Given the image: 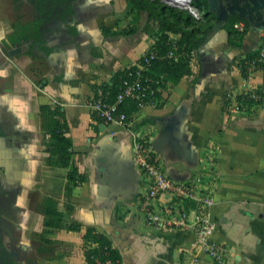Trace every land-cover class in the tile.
Wrapping results in <instances>:
<instances>
[{"label": "crops", "instance_id": "obj_1", "mask_svg": "<svg viewBox=\"0 0 264 264\" xmlns=\"http://www.w3.org/2000/svg\"><path fill=\"white\" fill-rule=\"evenodd\" d=\"M75 13L76 36L45 24L53 48L44 54L35 47L33 60L26 53L32 40L8 39L16 20L33 19L32 4L0 0V264H87L89 229L110 240L119 264H214L192 221L163 229L146 223L134 133L149 141L169 177L184 181L203 171L213 180L211 239L226 250L223 264H264V99L249 110L237 99L249 90L264 93V63H247L264 31L248 26L234 46L223 23L213 29L193 54L192 74L164 90L161 106L140 108L122 126L94 120L87 103L115 72L150 51L146 15L126 0H77ZM17 46L22 51L9 55ZM44 104L64 112L72 161L86 177L75 186L67 169L48 163ZM47 199L62 215L58 226L45 224L52 221L43 212Z\"/></svg>", "mask_w": 264, "mask_h": 264}, {"label": "trees", "instance_id": "obj_2", "mask_svg": "<svg viewBox=\"0 0 264 264\" xmlns=\"http://www.w3.org/2000/svg\"><path fill=\"white\" fill-rule=\"evenodd\" d=\"M28 1L35 11L33 19L27 22L16 20L12 25L13 31L8 35V39L17 43L32 40L26 53L36 60L39 56L33 53L35 47L44 54H49L53 48L47 46L48 40L44 38L45 24H51L56 34L65 32L70 36H76L78 28L74 18L77 0ZM126 2L130 9L137 14L145 13L146 22L143 25V31L153 39L150 51L155 54V57L150 61L144 74L154 81H159L162 91L167 90L170 85L176 84L182 77L191 75L193 54L205 42L217 21L216 16L207 11L206 0H196L193 3V6L201 12L198 19L188 10L167 5L160 0H126ZM239 21L245 25L242 30L234 27ZM247 27L248 23L236 16H231L226 23H223V28L228 33L229 45L238 46ZM171 34H177L179 38L173 41ZM256 54L257 52L252 53L248 58L251 59ZM132 67L133 65L129 68ZM125 71L126 68L115 72L110 83L101 85L100 89L107 94L108 101L112 102L115 99ZM28 72L35 74L33 65L28 68ZM243 73H246V68H243ZM258 93L264 95L261 91ZM160 99L161 93L158 92L155 106L162 105L163 102ZM237 99L240 106L245 107L246 110L261 102V99H254L250 94L238 96ZM120 109L126 114H132L138 110V105L137 102L127 101L120 106ZM39 116L41 131L46 137V150L50 153L48 163L67 169L66 176L73 186L83 182L86 179L85 175L78 172L72 161V140L62 108L47 104L40 105ZM43 212L46 216L50 215L52 219V221L46 220V225H59L62 215L56 209V201L47 199ZM83 240L88 243L84 250L87 264H104L107 260L111 264H119L120 255L114 250L105 235L89 229L83 235Z\"/></svg>", "mask_w": 264, "mask_h": 264}, {"label": "built area", "instance_id": "obj_3", "mask_svg": "<svg viewBox=\"0 0 264 264\" xmlns=\"http://www.w3.org/2000/svg\"><path fill=\"white\" fill-rule=\"evenodd\" d=\"M175 2L185 6L195 18H200L191 0ZM234 27L242 30L245 25L239 22ZM169 55L171 56V53ZM154 57L155 54L149 51L142 55L132 68H126L112 102L107 100V94L101 89L97 91L87 103L94 120L129 126L133 113L126 114L120 109L121 105L127 101H134L137 102L138 110L146 105L155 106L158 92L161 93L160 101L163 102L164 90L162 91L160 82L144 74ZM247 63L251 69L264 63V34L257 54ZM246 94H250L254 99H264V95L253 90H249ZM132 152L134 164L139 169L143 180L148 181L146 191L140 200L146 223L155 229H163L182 228L192 221L196 242L201 246L202 251L214 264H223L226 259V250L211 239L215 229L212 215L213 180L206 178L203 171L184 181L169 177L164 172L152 145L143 135L133 134ZM155 200L160 203L156 204ZM104 264H111V262L107 260Z\"/></svg>", "mask_w": 264, "mask_h": 264}, {"label": "water", "instance_id": "obj_4", "mask_svg": "<svg viewBox=\"0 0 264 264\" xmlns=\"http://www.w3.org/2000/svg\"><path fill=\"white\" fill-rule=\"evenodd\" d=\"M196 0H191V4ZM207 11L213 13L217 21L214 29L218 30L231 16H236L248 23L251 30L264 31V0H206ZM20 46L8 51L9 55L21 52Z\"/></svg>", "mask_w": 264, "mask_h": 264}, {"label": "rangeland", "instance_id": "obj_5", "mask_svg": "<svg viewBox=\"0 0 264 264\" xmlns=\"http://www.w3.org/2000/svg\"><path fill=\"white\" fill-rule=\"evenodd\" d=\"M162 3H165V4H167V5H170V6H175V7H178L179 9H185V10H187V8L185 7V6H183V5H180V4H178L177 2H174V1H170V0H160ZM194 5V4H193ZM145 181V184H146V187H147V185H148V181H147V179H145L144 180Z\"/></svg>", "mask_w": 264, "mask_h": 264}, {"label": "bare ground", "instance_id": "obj_6", "mask_svg": "<svg viewBox=\"0 0 264 264\" xmlns=\"http://www.w3.org/2000/svg\"><path fill=\"white\" fill-rule=\"evenodd\" d=\"M171 1H174V2H175V1H178V2H179V1H180V2H182V1H186V0H171Z\"/></svg>", "mask_w": 264, "mask_h": 264}]
</instances>
